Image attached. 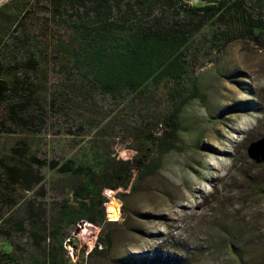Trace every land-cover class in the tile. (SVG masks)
<instances>
[{"label":"rangeland","instance_id":"1","mask_svg":"<svg viewBox=\"0 0 264 264\" xmlns=\"http://www.w3.org/2000/svg\"><path fill=\"white\" fill-rule=\"evenodd\" d=\"M40 21L33 26L38 43ZM223 23H209L189 46L191 69L183 78L163 79L129 104L86 92L75 73L49 71L40 76L45 94L59 95L64 105L49 111L41 134L0 139L7 149L23 138L30 152L59 161L92 163L112 149L140 155L147 122L179 106L175 138L151 148L155 171L134 170L133 188L104 206L106 219L115 221L107 227L110 251L80 260L99 233L82 220L63 243L72 264H264V162L248 155L264 137V33L256 41L233 33L222 50L212 49L210 37ZM69 127L88 134H64ZM41 173L46 201L63 198L70 177L47 167ZM7 245L0 237V249Z\"/></svg>","mask_w":264,"mask_h":264},{"label":"trees","instance_id":"2","mask_svg":"<svg viewBox=\"0 0 264 264\" xmlns=\"http://www.w3.org/2000/svg\"><path fill=\"white\" fill-rule=\"evenodd\" d=\"M234 15V16H233ZM226 16V18H225ZM224 19L208 46L222 50L233 33L257 40L264 33V0H8L0 5V139L41 134L48 113L64 103L45 94L40 76L75 73L86 92L98 91L126 104L163 79L179 80L191 69L187 50L203 29ZM42 22L38 43L34 21ZM32 22V25L31 23ZM66 95H69L68 92ZM58 96V97H57ZM68 99L67 101H69ZM179 106L161 113L147 129L142 151L111 150L92 163L59 161L30 152L25 139L0 143V264H72L64 242L82 221L99 227L97 240L80 260L107 254L114 223L107 209L134 184V170L157 168L151 148L168 144L179 128ZM161 125L159 135L155 128ZM81 126V125H80ZM84 126V125H82ZM73 127L67 135H85ZM129 146V145H128ZM129 148V147H128ZM125 153V152H124ZM70 177L64 197L47 202L41 169ZM32 195L26 197V193ZM45 200V201H44ZM111 202V203H110ZM10 210V211H8ZM122 264H128L122 260Z\"/></svg>","mask_w":264,"mask_h":264},{"label":"water","instance_id":"3","mask_svg":"<svg viewBox=\"0 0 264 264\" xmlns=\"http://www.w3.org/2000/svg\"><path fill=\"white\" fill-rule=\"evenodd\" d=\"M248 155L257 162H264V137L250 144Z\"/></svg>","mask_w":264,"mask_h":264},{"label":"built area","instance_id":"4","mask_svg":"<svg viewBox=\"0 0 264 264\" xmlns=\"http://www.w3.org/2000/svg\"><path fill=\"white\" fill-rule=\"evenodd\" d=\"M3 0H0V3L2 2Z\"/></svg>","mask_w":264,"mask_h":264}]
</instances>
